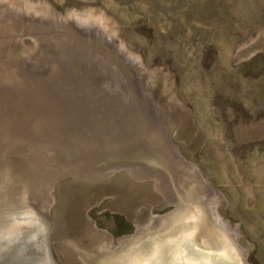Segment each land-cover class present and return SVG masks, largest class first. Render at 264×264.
<instances>
[{"label": "rangeland", "instance_id": "374dc122", "mask_svg": "<svg viewBox=\"0 0 264 264\" xmlns=\"http://www.w3.org/2000/svg\"><path fill=\"white\" fill-rule=\"evenodd\" d=\"M56 13L93 27L69 33ZM139 100L209 180L249 263L264 264V0H0V182L6 163L32 168L59 264H87L74 248L99 253L105 232L175 207L157 173L78 167L133 132Z\"/></svg>", "mask_w": 264, "mask_h": 264}, {"label": "bare ground", "instance_id": "6f19581e", "mask_svg": "<svg viewBox=\"0 0 264 264\" xmlns=\"http://www.w3.org/2000/svg\"><path fill=\"white\" fill-rule=\"evenodd\" d=\"M56 15L66 24L63 26L69 28L68 32L75 35L79 34L70 30L69 26L72 23L77 28L93 27L88 19L84 21L80 18L64 17L58 13ZM21 25L19 23L18 26H14L15 30ZM86 29L82 31L88 43L82 44L98 50L97 46L102 44L100 43L102 38L93 35V30ZM52 37L66 42L70 38L69 35L62 33L58 35L55 33ZM139 101L144 114L139 113L135 124L129 119L126 120L128 125L132 124L128 130L132 129L133 132L129 133L124 141L114 138L117 140L116 143L92 151L78 167L85 171H81V175L86 174V178L105 176L107 171L119 169L124 165L129 166L137 178L139 172L140 175H144V172L157 173L158 176H164L167 185L159 186L161 181L158 178L157 184L154 183L155 187L171 195V200L176 203V209L164 217L153 216L149 223L143 225L136 222L137 233L128 239L120 240L118 247H114V243L112 244L108 237L107 245L104 244L107 247L101 249L99 253L90 251L86 253L78 247V250L74 248L77 255L87 264H244L230 233L218 223V219L212 213L214 208L210 204L211 198L210 196L206 198L208 194L204 188V180L208 182L209 180L196 164L182 162L179 157L173 155L170 130L155 117L150 116L148 108H144L142 101ZM109 130L111 131V128ZM6 165L0 182V232L16 226L23 229L39 219V214L34 211L38 210L39 206L32 202L28 203L33 199L37 200L40 194L39 188L35 187V181L29 176L32 168L18 167L11 163ZM212 196H216L215 191ZM216 198L211 202L216 203ZM42 210L39 209L40 214L45 212ZM45 217L52 223V214H45Z\"/></svg>", "mask_w": 264, "mask_h": 264}, {"label": "water", "instance_id": "95a60500", "mask_svg": "<svg viewBox=\"0 0 264 264\" xmlns=\"http://www.w3.org/2000/svg\"><path fill=\"white\" fill-rule=\"evenodd\" d=\"M170 144L172 146L173 155L179 157L182 162L187 163L181 154L179 147L172 141V139H170ZM204 185V188L208 194L206 198L208 199L210 195L214 194V190L207 180H204ZM169 202L175 206L174 209L163 215H157V217L167 216L176 209V203L173 200ZM210 204L214 208L212 213L218 219V223L230 233L233 244L236 246L237 250L242 256L243 263L250 264L248 260V250L240 245L238 241L240 236L238 226L232 227L230 222L224 219V217H222L218 212L216 204L211 201ZM34 211H37V214H39V219L37 222L30 225L28 224V226L23 229L16 226V228H6L3 232H0L2 234H0V264H59L52 253L50 245V232L52 231V223L51 221L49 222V219L45 217V214L49 215V212L45 211L44 213L41 212L40 214L39 209H35ZM17 218L19 219L20 217L18 216ZM137 231L138 229L136 226L134 233L123 235L116 239L107 232H105V234L109 237L112 244L114 243V247H118V245L121 243L120 240L128 239L134 236Z\"/></svg>", "mask_w": 264, "mask_h": 264}]
</instances>
